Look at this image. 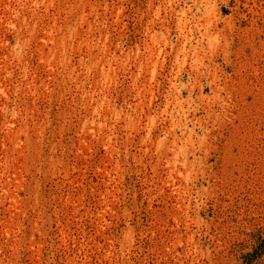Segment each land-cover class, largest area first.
Segmentation results:
<instances>
[{
  "label": "rangeland",
  "instance_id": "obj_1",
  "mask_svg": "<svg viewBox=\"0 0 264 264\" xmlns=\"http://www.w3.org/2000/svg\"><path fill=\"white\" fill-rule=\"evenodd\" d=\"M0 264H264V0H0Z\"/></svg>",
  "mask_w": 264,
  "mask_h": 264
}]
</instances>
